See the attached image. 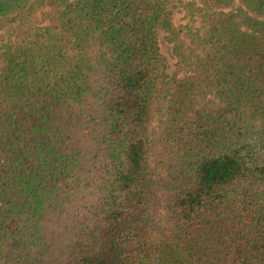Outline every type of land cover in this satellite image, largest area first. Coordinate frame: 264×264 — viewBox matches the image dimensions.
I'll use <instances>...</instances> for the list:
<instances>
[{"label": "trees", "instance_id": "trees-1", "mask_svg": "<svg viewBox=\"0 0 264 264\" xmlns=\"http://www.w3.org/2000/svg\"><path fill=\"white\" fill-rule=\"evenodd\" d=\"M167 2L0 0V264H264V0Z\"/></svg>", "mask_w": 264, "mask_h": 264}, {"label": "rangeland", "instance_id": "rangeland-1", "mask_svg": "<svg viewBox=\"0 0 264 264\" xmlns=\"http://www.w3.org/2000/svg\"><path fill=\"white\" fill-rule=\"evenodd\" d=\"M198 7H203L202 0H168L167 8L171 12V18L176 25H186L194 18L196 24L200 23V18L197 17L196 10ZM194 15V16H193ZM162 32L161 44L163 53L169 58L172 72L175 63V57L172 53L171 44L164 39Z\"/></svg>", "mask_w": 264, "mask_h": 264}]
</instances>
